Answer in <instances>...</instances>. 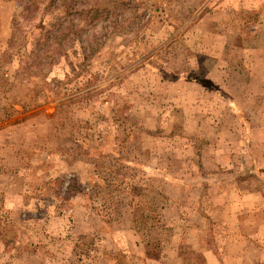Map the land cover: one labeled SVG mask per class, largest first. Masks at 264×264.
<instances>
[{
	"label": "rangeland",
	"instance_id": "374dc122",
	"mask_svg": "<svg viewBox=\"0 0 264 264\" xmlns=\"http://www.w3.org/2000/svg\"><path fill=\"white\" fill-rule=\"evenodd\" d=\"M26 1L0 0V264H264V0H85L43 61L61 0Z\"/></svg>",
	"mask_w": 264,
	"mask_h": 264
},
{
	"label": "trees",
	"instance_id": "16d2710c",
	"mask_svg": "<svg viewBox=\"0 0 264 264\" xmlns=\"http://www.w3.org/2000/svg\"><path fill=\"white\" fill-rule=\"evenodd\" d=\"M56 1L58 0H27L23 4V15L24 13L27 15L30 11H37L40 9L41 4L44 2H47V11L48 13H53L55 11ZM85 0H61L59 1L58 7L61 9H58L61 11L59 20H56V22L51 23L49 27H42L41 32L42 36L39 39H36L34 42V47L30 49L29 56L31 60L36 58L41 59L42 61L44 59H51L54 56L52 54V48L58 45V41L66 39L65 37L69 36H79V34L82 33V28L79 27L78 24L75 23V18L77 15L82 16L83 13H85V3H83ZM63 3V5H60V3ZM62 15L66 16L67 18L63 17ZM70 17V18H69ZM16 27V20L15 25ZM68 54V53H63ZM68 57V55H65ZM39 64L41 61H39ZM80 64V63H79ZM79 64L71 63L72 66L75 68L79 66ZM129 264V263H127Z\"/></svg>",
	"mask_w": 264,
	"mask_h": 264
},
{
	"label": "crops",
	"instance_id": "0c3cea01",
	"mask_svg": "<svg viewBox=\"0 0 264 264\" xmlns=\"http://www.w3.org/2000/svg\"><path fill=\"white\" fill-rule=\"evenodd\" d=\"M193 118V117H192ZM197 118V117H196ZM195 118V120H193V122H195V123H197L198 124V120ZM189 121H192V119L191 120H189ZM196 232H194L193 230H192V232H191V235H194ZM194 239V238H193ZM193 246H196V243L195 244H193ZM133 249H134V247L133 246H131ZM136 248V247H135ZM194 248H196V247H194ZM206 264H223L222 263V261H221V258L217 255V254H215V252H213V250H210V251H208L207 253H206ZM150 259L151 258H149V259H146V262H149L150 261ZM172 259H175V260H177V264L180 262L179 261V257L178 256H171V257H169V258H167V263H169V262H172ZM154 259H152L151 261H153Z\"/></svg>",
	"mask_w": 264,
	"mask_h": 264
}]
</instances>
